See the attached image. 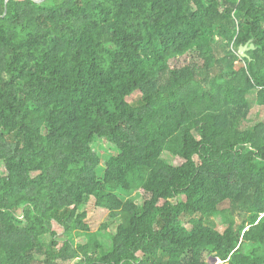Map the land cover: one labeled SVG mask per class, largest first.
I'll use <instances>...</instances> for the list:
<instances>
[{"label":"trees","instance_id":"trees-1","mask_svg":"<svg viewBox=\"0 0 264 264\" xmlns=\"http://www.w3.org/2000/svg\"><path fill=\"white\" fill-rule=\"evenodd\" d=\"M253 92L264 0H0V264H264Z\"/></svg>","mask_w":264,"mask_h":264},{"label":"rangeland","instance_id":"rangeland-1","mask_svg":"<svg viewBox=\"0 0 264 264\" xmlns=\"http://www.w3.org/2000/svg\"><path fill=\"white\" fill-rule=\"evenodd\" d=\"M142 93L140 90L135 91L133 94L127 97L128 101L135 102L141 97ZM251 100V112L249 117L244 121L243 128H252L255 124L260 121H264V106L259 105L256 101V94L253 92L249 95ZM95 149L101 154L102 157V165L105 164L106 160L112 155L114 152V147L111 146L110 143L104 140H98L95 144ZM163 157L171 161L172 156L169 153H164ZM3 170V164L1 165ZM130 196L135 197L138 203L142 202V197L138 194V192L134 191ZM185 199L184 195H180L177 199L174 200H183ZM84 210L87 211L86 222L90 225L92 231H101L100 228L103 223L108 222L107 232L114 233L118 224L120 223V219H111L109 217V210L104 207H100L96 204V199L91 197L87 203L83 207ZM213 219L216 222V226L220 231H224L226 228V224L223 221V217L221 215L214 216ZM186 225H189L187 221H185ZM53 229L57 231V238L63 241L65 239L64 229L63 227L54 222ZM103 235L107 241H109V237L104 234ZM77 242L85 243L87 241V237L85 235L78 236L76 238ZM62 243V242H61ZM205 258L209 260L212 264H218L220 260L213 255H210L208 252L205 253Z\"/></svg>","mask_w":264,"mask_h":264},{"label":"water","instance_id":"water-1","mask_svg":"<svg viewBox=\"0 0 264 264\" xmlns=\"http://www.w3.org/2000/svg\"><path fill=\"white\" fill-rule=\"evenodd\" d=\"M9 0H6V4L8 3ZM37 2H43L45 0H35ZM250 48H255V45L252 44L250 47L246 44V45H240V48H239V53L242 55V56H246L247 53L246 51L249 50ZM220 260V259H219ZM221 262V260H220Z\"/></svg>","mask_w":264,"mask_h":264}]
</instances>
